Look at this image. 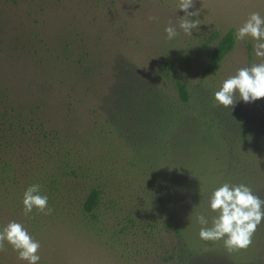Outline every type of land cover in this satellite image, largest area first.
Listing matches in <instances>:
<instances>
[{
	"label": "rangeland",
	"instance_id": "rangeland-1",
	"mask_svg": "<svg viewBox=\"0 0 264 264\" xmlns=\"http://www.w3.org/2000/svg\"><path fill=\"white\" fill-rule=\"evenodd\" d=\"M179 3L0 0V112L19 113L26 124L24 137L16 134L7 144L0 139V173L7 178L0 183V230L22 224L40 243L38 264H174L179 259L169 248L177 235L160 225L153 187L187 178L209 187L205 205L194 209L188 200L179 213L198 248L191 264H264V223L249 248L228 251L223 240H201L197 221L203 213L211 227L209 201L219 177L237 172L244 156L255 157L264 134V98L238 100L233 109L240 124L234 128L206 122L198 108L207 92L217 105L215 93L227 78L262 62L252 39L237 40L236 34L251 13L264 17V0H194L188 11L199 15L189 19L200 25L191 36L179 27L185 16ZM169 26L178 33L171 40ZM230 29L232 49L205 72L207 57ZM175 80L190 91L187 105ZM160 103L183 109L184 121L164 139L167 144L156 145ZM33 184L48 197L50 215L35 209L24 215L23 194ZM245 185L264 199V175ZM92 187L102 190L110 209L93 229L82 211ZM126 216L134 227L119 232ZM5 248L0 264H27Z\"/></svg>",
	"mask_w": 264,
	"mask_h": 264
},
{
	"label": "clouds",
	"instance_id": "clouds-1",
	"mask_svg": "<svg viewBox=\"0 0 264 264\" xmlns=\"http://www.w3.org/2000/svg\"><path fill=\"white\" fill-rule=\"evenodd\" d=\"M193 7L194 0H180L178 5V9L185 12V16L180 18L179 27L189 36L192 30L200 25L199 20L189 19V16L199 15V10L188 11ZM165 32L169 40L178 34L172 26L167 27ZM246 37H250L254 42V55L262 62L239 69L235 75L227 78L215 93L217 105L230 111L238 100L247 104L264 98V17L260 13H251L237 30V40H244ZM34 209L38 214L52 213L48 197L41 194L39 184L29 186L23 194L24 215L31 214ZM209 209L215 213L211 227H207L209 221L203 213L197 216L198 223L202 225L199 238L206 242L223 240L228 251L249 248L257 228L264 223V199L254 194L245 184L224 183L212 193ZM6 244L17 252L19 260L26 261L27 264H38L40 243L32 238L22 224L13 221L0 230V252L6 250Z\"/></svg>",
	"mask_w": 264,
	"mask_h": 264
},
{
	"label": "trees",
	"instance_id": "trees-1",
	"mask_svg": "<svg viewBox=\"0 0 264 264\" xmlns=\"http://www.w3.org/2000/svg\"><path fill=\"white\" fill-rule=\"evenodd\" d=\"M217 36V35H216ZM234 31L228 30L222 35L217 43L214 45L211 53L206 59L204 71L208 72L215 67L221 59L232 49L234 45ZM164 71L170 66V63L165 61L163 63ZM175 87L178 94V98L183 105H187L191 100V94L187 85L181 80H175ZM199 111L205 117L206 122H210L220 126H232L240 124V115L235 109H225L222 106H218L214 103L213 97L207 92L202 95L199 105ZM158 119L156 120L157 129L154 131L156 135L153 139V143L160 145L164 143V139L170 137L173 129L184 121V117L181 115L183 109L173 110L167 104L158 105ZM26 124L21 118L19 113H11L8 110L0 112V139L4 142L11 143L9 140H13L12 136L20 134V136L26 135L25 130ZM164 144H167L166 142ZM158 147V146H157ZM257 151L255 157L244 156L242 160L236 162L237 172H231V177H219L216 186L220 187L224 183L236 185L239 182L247 184L253 182V179L259 177L261 174L264 175V134L261 135L260 142L256 143ZM0 172H3L2 170ZM6 172V171H5ZM71 173L74 169H71ZM217 177V176H216ZM234 177L236 179H234ZM239 177V179H238ZM199 178V177H198ZM174 180L171 183H158L153 187L154 192L159 195L158 200V212L162 214L160 219V225L163 229L171 228L177 235V241L171 248L169 253L172 259H179L174 264H191L195 261L194 257L197 252L195 241L187 235L183 230V221L179 218L180 209L182 205H185L188 200L193 201L192 208H201L205 205L207 200V189L209 187L206 184L201 185L198 180ZM191 179V181H190ZM7 178L4 177L3 173H0V183L5 184ZM103 192L98 187H92L86 194L82 202L83 215L89 219L84 220L85 226L89 228L101 227L105 222L104 216L109 215L107 205L104 204ZM187 205V204H186ZM190 206V205H189ZM112 211V210H111ZM114 215L117 223L119 222L118 215ZM82 220V219H81ZM121 227L119 232H127L131 230L129 226L134 227V220L131 217H122ZM82 222V221H80Z\"/></svg>",
	"mask_w": 264,
	"mask_h": 264
}]
</instances>
